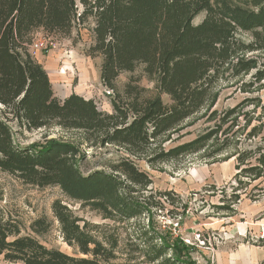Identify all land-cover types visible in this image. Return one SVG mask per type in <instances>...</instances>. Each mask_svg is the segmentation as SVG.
Masks as SVG:
<instances>
[{
    "label": "rangeland",
    "instance_id": "374dc122",
    "mask_svg": "<svg viewBox=\"0 0 264 264\" xmlns=\"http://www.w3.org/2000/svg\"><path fill=\"white\" fill-rule=\"evenodd\" d=\"M211 2L222 9L261 12L264 23V0ZM204 16L200 12L193 23ZM92 25L87 20L65 36L35 30L26 44L32 59L45 69L58 99L74 92L91 98L108 113L115 96L121 101L159 97L167 105L172 103L143 63L121 71L111 89L103 86L102 59L88 54ZM257 31L258 37L250 31L237 32L234 56L220 69L210 100L162 135L154 147L167 150L218 130L216 134L166 161L149 163L146 157L131 156L151 178L138 193L151 194V200L158 202L155 209L132 219L105 215L90 203L70 199L57 185L39 187L0 169V222L17 227L18 236H31L69 256L86 257L77 242L83 239L90 248H100L102 264H166L167 258L179 257L189 264H264V48L259 49L264 25ZM36 38L46 40L49 51L33 53L29 44ZM239 60L250 63L247 71L239 69ZM10 124L21 147L50 140L72 144L79 151L77 161L83 172L108 171L111 163L127 156L116 146L92 145L80 130L64 128L56 120L35 130ZM54 205L67 216L65 222L55 215ZM162 244L183 246L181 256L167 250L152 260L150 255ZM0 264L22 262L0 255Z\"/></svg>",
    "mask_w": 264,
    "mask_h": 264
},
{
    "label": "trees",
    "instance_id": "16d2710c",
    "mask_svg": "<svg viewBox=\"0 0 264 264\" xmlns=\"http://www.w3.org/2000/svg\"><path fill=\"white\" fill-rule=\"evenodd\" d=\"M202 11L205 16L194 24ZM87 20L93 24L88 54L102 59L103 86L111 89L121 71L143 63L172 103L167 105L159 97L121 101L115 96L108 113L91 98L74 92L58 99L45 69L32 59L26 44L35 30L65 36ZM263 25L261 12L222 9L211 0H0V169L39 187L57 185L70 199L90 203L105 215L132 219L149 213L158 202L151 200V194L138 192L151 178L131 156L146 157L149 163L166 161L216 134L218 130L167 150L154 147L162 135L210 100L220 69L234 56L237 32L250 31L258 37L257 29ZM261 39L259 49L264 48ZM237 63L242 71L250 67L248 61ZM53 120L80 130L92 145L116 146L127 156L111 163L108 171L83 172L77 161L79 151L70 143L50 140L24 147L15 143L11 122L35 130ZM60 208L54 205L55 215L65 222L67 216ZM19 232L0 222V255L10 262L102 264L100 248H90L83 239L77 242L86 257H75L47 248L31 236H18ZM177 248L162 244L150 258L157 260L167 250L181 256L184 247ZM176 259L167 258L165 263L189 264Z\"/></svg>",
    "mask_w": 264,
    "mask_h": 264
},
{
    "label": "built area",
    "instance_id": "2783aa9c",
    "mask_svg": "<svg viewBox=\"0 0 264 264\" xmlns=\"http://www.w3.org/2000/svg\"><path fill=\"white\" fill-rule=\"evenodd\" d=\"M31 50L33 53H36V51H49V43L42 39V38H36L35 41L29 44Z\"/></svg>",
    "mask_w": 264,
    "mask_h": 264
},
{
    "label": "crops",
    "instance_id": "0c3cea01",
    "mask_svg": "<svg viewBox=\"0 0 264 264\" xmlns=\"http://www.w3.org/2000/svg\"><path fill=\"white\" fill-rule=\"evenodd\" d=\"M65 98V97H64ZM64 98H62V99H64Z\"/></svg>",
    "mask_w": 264,
    "mask_h": 264
}]
</instances>
